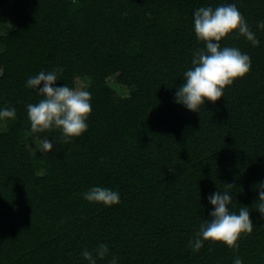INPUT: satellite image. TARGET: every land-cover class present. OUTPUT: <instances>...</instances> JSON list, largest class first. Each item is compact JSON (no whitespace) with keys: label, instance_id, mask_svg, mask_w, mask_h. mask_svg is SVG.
Instances as JSON below:
<instances>
[{"label":"trees","instance_id":"1","mask_svg":"<svg viewBox=\"0 0 264 264\" xmlns=\"http://www.w3.org/2000/svg\"><path fill=\"white\" fill-rule=\"evenodd\" d=\"M224 0H0V106L15 118L0 132V264H88L87 246L109 244L119 264H264V216L255 208L264 181V32L260 46L235 45L251 70L199 112L174 101L193 51L203 47L193 11ZM255 29L264 0H239ZM62 65L58 84L81 77L93 93L88 129L62 142L59 129L33 132L26 105L42 97L25 87L30 75ZM129 87L120 94L109 82ZM43 83V82H42ZM55 137L51 151H32ZM101 184L120 203L85 200ZM229 191L232 211L247 207L251 234L239 249L190 237L213 207L207 196ZM110 258V256L108 257ZM108 258L98 264H108Z\"/></svg>","mask_w":264,"mask_h":264},{"label":"clouds","instance_id":"2","mask_svg":"<svg viewBox=\"0 0 264 264\" xmlns=\"http://www.w3.org/2000/svg\"><path fill=\"white\" fill-rule=\"evenodd\" d=\"M75 2V0H73ZM239 0H224L215 6L211 3L201 5L193 11V29L203 47L192 53L191 66L183 71V82L176 86L174 101L189 110L199 112L207 101L215 102L224 96L226 86L238 77H243L251 70L252 58L246 51L235 45L221 43L229 35L243 36L252 46H260L258 32H264V19L255 22V29L240 11ZM64 71L57 65L50 71L41 70L28 76L25 87L42 98L36 103L26 105L27 115L33 132L59 129L61 140L70 142L82 135L89 127L88 119L92 112L93 93L84 84L70 86L58 84ZM43 82V83H42ZM14 106H0V121L15 118ZM55 137H44L39 149H54ZM258 197L255 208L264 216V181L256 185ZM85 200L111 206L120 203L121 196L117 189L101 184L91 185L83 191ZM207 200L213 207L195 229L188 241L193 252H199L206 241H221L234 250L239 249L241 234H251L253 219L247 207L232 211L229 205L233 196L229 191L218 190L208 194ZM80 255L88 264H98V260L108 258V264H119V256L110 254L109 244L100 241L94 248L85 246ZM232 264H244L243 258L235 255Z\"/></svg>","mask_w":264,"mask_h":264},{"label":"rangeland","instance_id":"3","mask_svg":"<svg viewBox=\"0 0 264 264\" xmlns=\"http://www.w3.org/2000/svg\"><path fill=\"white\" fill-rule=\"evenodd\" d=\"M15 26H16V22L11 21L8 23L7 26L1 27L0 30H1V32H5L11 28H14ZM109 82L120 94H124V95L129 94V91H130L129 87L118 83L115 76L110 77ZM76 84H84V85L88 86V82L84 78H81V77L76 79ZM6 128H7V125H6L5 120L0 121V132L6 130ZM27 141H28V145L32 149V151L36 152V151L40 150L39 149V145H40L39 142L32 140V139H28Z\"/></svg>","mask_w":264,"mask_h":264}]
</instances>
